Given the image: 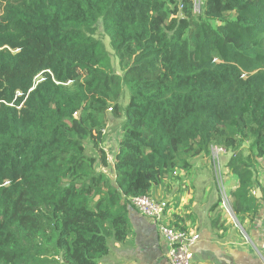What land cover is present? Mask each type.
<instances>
[{
	"label": "trees",
	"instance_id": "16d2710c",
	"mask_svg": "<svg viewBox=\"0 0 264 264\" xmlns=\"http://www.w3.org/2000/svg\"><path fill=\"white\" fill-rule=\"evenodd\" d=\"M109 109L122 119L112 166ZM212 148L231 154V209L253 222L264 0H203L199 14L191 0H3L0 264H99L132 235L129 199Z\"/></svg>",
	"mask_w": 264,
	"mask_h": 264
},
{
	"label": "crops",
	"instance_id": "0c3cea01",
	"mask_svg": "<svg viewBox=\"0 0 264 264\" xmlns=\"http://www.w3.org/2000/svg\"><path fill=\"white\" fill-rule=\"evenodd\" d=\"M111 141L110 135H105L102 146L112 166L117 152V145L114 143L112 148ZM107 146L112 148L110 153H107ZM257 169L260 170L261 174L256 178L257 183L260 184V188L256 192L260 190L261 197L264 195V181H262L264 180V168L258 166ZM104 171L106 173L110 172L113 177L111 168ZM177 172L178 170L165 175L158 186L151 188L150 196L155 200L169 202L166 213L167 223L173 227L178 225L186 231H196L200 235L201 241L192 249L191 264H264V254L260 251V236L256 233L257 227L262 222L264 223V197L261 200L259 213L253 222L249 218L241 225L240 229L244 233L242 238L239 232L235 231V227L229 229L228 224L223 223V228H221V223L219 224L220 227H213L212 218L208 220V216L205 217L207 223L202 219L201 212L204 211L209 214V217H212L210 209L215 202L211 203V199H209L206 204L202 202L204 206L201 208L196 196H191L193 192H196L195 188L200 187V183H194L193 185L190 183L193 180L188 182L189 178L187 179L188 174L190 177L192 175L198 177L202 174L201 170L195 172L193 165L189 170H181L178 176L172 177ZM179 181L186 183L190 188L188 192L190 194H187V191L181 194L176 192ZM236 185L235 181L230 191ZM128 219L132 235L122 244H116L110 240L109 253L99 264H168L166 261L167 247L160 238L156 226L131 207H128ZM226 228L228 229L226 230Z\"/></svg>",
	"mask_w": 264,
	"mask_h": 264
},
{
	"label": "rangeland",
	"instance_id": "374dc122",
	"mask_svg": "<svg viewBox=\"0 0 264 264\" xmlns=\"http://www.w3.org/2000/svg\"><path fill=\"white\" fill-rule=\"evenodd\" d=\"M2 4H3V0H0V16H1V12H2ZM97 37L104 42L106 49H107V51L111 57L112 65L114 66L115 70L117 72H119L118 67H117V60L114 57L113 52L109 47L108 39L103 34L101 27H99V30L97 32ZM127 102H128V93H127V90L124 89L123 96H122L121 100L119 101L120 107L123 109V107L127 104ZM105 115H106L107 123H106L105 129L103 130V134L104 135H110V137L112 139L111 146L113 148L114 143L116 145L118 143L117 138L119 136H117V135H119L120 125H121L122 119L113 118L111 115V112H109V111L106 112ZM105 132H106V134H105ZM107 132H109V133H107ZM85 146H86L87 153L92 154L90 143L85 142ZM111 146H107V150H108L107 153H110V151L112 149ZM215 149H217V148L211 149V151L208 155H202V156H199V157H196L194 159L189 160V162L191 163V167H193V165H194V171L197 172V171L201 170V173H202V174L198 175V177L193 176V175L190 177L188 174V177H187V179L189 178L188 182L193 180V182H190L193 185H194V183H198V182L200 183V187L195 188L196 192H193V194L191 196H193V197L196 196V198L199 200V205L201 208L204 206V205H202V202H204V204H206L209 199H211V203L212 202L213 203L219 202V204H220V206H219L220 223L221 224L223 223L225 225L228 224L227 227H229V229L230 228L232 229L235 227V231H238L239 235L243 238L244 233L240 229L241 224L239 223L238 218L234 215V213L232 212V209H231V197H230L231 191H230V189L233 187L235 181L233 178H231L230 173L226 168V163L228 162L229 158L231 157V154L226 152V151L218 152L219 149L218 150H215ZM250 150H251L250 149V143L245 142L243 144L244 154H248L250 152ZM260 160H261L260 162L257 160V163H258L257 167L261 166L264 168V158L260 159ZM257 167L255 169L256 178L259 174H261L260 170H258ZM180 171L181 170H178L177 174L172 175V177L178 176ZM107 174L110 175V172ZM176 179H178V178L176 177ZM162 180H163V178H162ZM262 181H264V180H262ZM179 182L180 183H178V185H177L178 189L176 192L178 194H181V193H184L187 191V194H190V193H188L190 188L186 185V183H184L182 181H179ZM259 187H260V184H259ZM195 189H192V190L194 191ZM258 197H260V192H259ZM163 201H166V200H163ZM166 202H167V204H169L168 201H166ZM201 214H202V219L206 223H207V221H206L205 217L207 218V216H208V218H207L208 220L211 219L212 217H215L214 213H212V212H211L212 217L211 216L209 217V214H207L205 211L201 212ZM223 224H222V226H224ZM262 226H263V222L257 227L256 233L259 236L261 233ZM227 229L228 228H226V230ZM108 245H109V242H108Z\"/></svg>",
	"mask_w": 264,
	"mask_h": 264
},
{
	"label": "built area",
	"instance_id": "2783aa9c",
	"mask_svg": "<svg viewBox=\"0 0 264 264\" xmlns=\"http://www.w3.org/2000/svg\"><path fill=\"white\" fill-rule=\"evenodd\" d=\"M191 1L193 13L199 14L202 0ZM218 152H224V150L219 149ZM129 203V207L136 210L141 216L147 218L156 226L160 238L167 247L166 261L168 264H191L193 258L192 249L201 241V237L196 231L181 230L166 222L168 208L166 201L155 200L150 196H142L130 198ZM260 251L264 253V223L260 233Z\"/></svg>",
	"mask_w": 264,
	"mask_h": 264
},
{
	"label": "water",
	"instance_id": "95a60500",
	"mask_svg": "<svg viewBox=\"0 0 264 264\" xmlns=\"http://www.w3.org/2000/svg\"><path fill=\"white\" fill-rule=\"evenodd\" d=\"M259 196V191L257 192V197Z\"/></svg>",
	"mask_w": 264,
	"mask_h": 264
}]
</instances>
